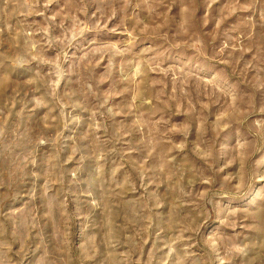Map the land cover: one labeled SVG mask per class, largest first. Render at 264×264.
I'll list each match as a JSON object with an SVG mask.
<instances>
[{"label": "rangeland", "instance_id": "374dc122", "mask_svg": "<svg viewBox=\"0 0 264 264\" xmlns=\"http://www.w3.org/2000/svg\"><path fill=\"white\" fill-rule=\"evenodd\" d=\"M0 264H264V0H0Z\"/></svg>", "mask_w": 264, "mask_h": 264}]
</instances>
